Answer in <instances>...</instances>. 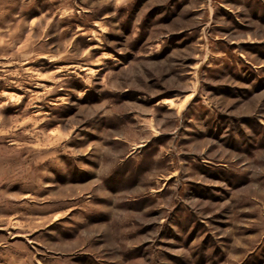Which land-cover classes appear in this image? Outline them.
I'll return each mask as SVG.
<instances>
[{
    "label": "rangeland",
    "instance_id": "obj_1",
    "mask_svg": "<svg viewBox=\"0 0 264 264\" xmlns=\"http://www.w3.org/2000/svg\"><path fill=\"white\" fill-rule=\"evenodd\" d=\"M0 264H264V0H0Z\"/></svg>",
    "mask_w": 264,
    "mask_h": 264
},
{
    "label": "bare ground",
    "instance_id": "obj_2",
    "mask_svg": "<svg viewBox=\"0 0 264 264\" xmlns=\"http://www.w3.org/2000/svg\"><path fill=\"white\" fill-rule=\"evenodd\" d=\"M167 99V98H166ZM170 99V98H169Z\"/></svg>",
    "mask_w": 264,
    "mask_h": 264
}]
</instances>
